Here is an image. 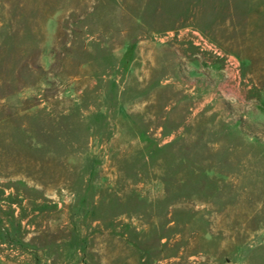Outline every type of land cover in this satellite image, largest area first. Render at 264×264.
Returning a JSON list of instances; mask_svg holds the SVG:
<instances>
[{"label":"rangeland","instance_id":"rangeland-1","mask_svg":"<svg viewBox=\"0 0 264 264\" xmlns=\"http://www.w3.org/2000/svg\"><path fill=\"white\" fill-rule=\"evenodd\" d=\"M0 264H264V0H0Z\"/></svg>","mask_w":264,"mask_h":264},{"label":"built area","instance_id":"built-area-1","mask_svg":"<svg viewBox=\"0 0 264 264\" xmlns=\"http://www.w3.org/2000/svg\"><path fill=\"white\" fill-rule=\"evenodd\" d=\"M195 36V38L197 39V41H199L200 43H203L204 46H206L207 48L211 49L212 51H214L215 53H217L218 55H221V51L217 48L216 45L208 42L206 40V38H204L199 32H196V31H193L192 32ZM227 61L232 64L235 68L238 69L239 67V64L237 63V60L235 58H233L232 56L230 55H226L225 56Z\"/></svg>","mask_w":264,"mask_h":264}]
</instances>
